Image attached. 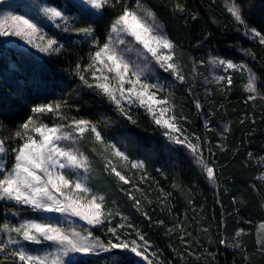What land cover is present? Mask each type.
<instances>
[{
    "label": "trees",
    "instance_id": "trees-1",
    "mask_svg": "<svg viewBox=\"0 0 264 264\" xmlns=\"http://www.w3.org/2000/svg\"><path fill=\"white\" fill-rule=\"evenodd\" d=\"M232 1L243 22L228 11L224 0H109L98 12L70 0H48L71 20L70 32H57L58 52L41 56L0 42V139L5 141L8 162L15 160L14 149L24 142L14 133L30 117L48 124L90 121L104 136L121 140L132 160L143 163L147 197L142 211L128 210L125 217L161 257L152 264H264L257 231L264 222V44L251 31L264 36V0ZM125 8L154 14L151 17L163 27L187 69L183 83L165 72L160 76L175 87L185 129L198 137L214 167L212 182L188 147L175 145L144 110L121 112L96 87L88 66L109 42L112 24ZM88 27L93 29L91 36L79 31ZM215 58L248 66L259 94L249 99L240 74L232 76L229 89L200 82L198 67L209 68ZM55 103L61 104L58 114L32 112L41 104ZM150 195L155 206L148 204ZM18 218L45 216L0 201V239L3 227ZM137 263L147 262L132 253L111 252L83 256L71 264ZM0 264L20 262L0 252Z\"/></svg>",
    "mask_w": 264,
    "mask_h": 264
},
{
    "label": "snow or ice",
    "instance_id": "snow-or-ice-1",
    "mask_svg": "<svg viewBox=\"0 0 264 264\" xmlns=\"http://www.w3.org/2000/svg\"><path fill=\"white\" fill-rule=\"evenodd\" d=\"M83 5L89 6L91 9L97 11L104 9V7L109 3V0H80ZM71 7V5H69ZM177 9L183 11L184 9L181 5H176ZM228 11L235 17L236 20L243 22L241 18V12L238 5L233 3L229 6ZM45 15L49 20L52 21H63L64 31H68L67 23L69 22V17L65 10L58 9L57 7H48L45 9ZM150 16H153L149 12ZM8 25L10 30L5 29V25ZM60 27V23L56 24ZM156 34H154V27L149 26L145 23L136 12L130 11L125 8L121 15L112 24V31H126L128 35L134 37L136 41L141 43L144 48L156 58L158 63H162V66L166 65V70H171L176 78L183 81L185 77L181 74L178 66L173 62V55L171 54L174 49V44L165 35L158 31V26H156ZM80 32L84 33L86 36H91L93 29L82 28L79 29ZM255 37H260V43L264 44V36L255 29L251 30ZM17 36L25 40L26 43L33 45V47L39 48L41 52H58L59 47L57 41L52 38H47L42 33V30L37 26L36 23L29 19H25L21 16H11L5 17L0 20V36ZM40 40L43 43L37 44L36 41ZM123 43V41H121ZM160 49L168 50L167 55H161ZM93 63L88 67L92 69L96 63L103 65L109 73H115V78L118 80V86L113 88L110 84L111 77L104 76L103 73L100 77H97L95 72H93V77L100 81L96 87L106 96L109 97L111 101L120 107L121 112L124 111L121 107V99L127 98L129 102L138 101L140 106H146L150 113H153L155 123L167 128L169 131L165 133L170 139H174L176 143H184V141L179 138L173 137L171 133L178 132L180 129L176 124V117L170 116L165 119V113L171 111L167 107H159L160 116L157 117L154 112V106L168 105L169 100L167 98L158 99L155 92L149 91L151 88H156V85H149L142 83L140 76L137 73H132L136 79L133 81L128 78L129 76V65L124 62L123 58L110 47L109 43H105L95 55L92 57ZM220 64L226 65L227 68H237L243 66H237L230 61H219ZM79 68V66H78ZM80 79L88 84V81L83 75ZM219 79H224L220 77ZM228 83L231 84V79L228 78ZM130 85L125 88L124 85ZM137 85H139V90H137ZM92 87L91 84H88ZM247 90L250 93L256 92L255 86V75L249 70V80L247 84ZM117 93H119V99L117 98ZM134 98V99H133ZM249 99H254V96H250ZM200 105L197 104V108ZM61 108L60 103L53 104H41L32 109L33 113H53L58 114ZM131 119V117H129ZM35 121L33 118H29L27 122L23 123L20 128L14 133L16 138L23 140V144L18 148L14 149L16 152L15 164L10 172L3 175L0 178V199H7L14 201L16 204L26 205L34 210L45 211V212H66L71 211L73 215L79 216L81 219L86 220L89 224L101 225L104 223V212L102 210V205L104 201L103 196H97L95 194L91 195V199L87 202L85 206L76 197L66 195L65 189L71 191L73 188L78 194L80 193H91V189L85 184L81 183L79 180L73 182L64 173L54 172L53 169H78L85 167V162L87 160L83 154H77L70 149L61 147L57 142L62 139H71V134L68 132L61 133V127H48V125L40 123L39 126H34L30 129V125H34ZM69 127L74 128V131L79 135L83 136L85 132L91 131L95 135V139L98 142L103 143L101 134L97 131L96 127L87 120H73ZM29 131L38 135H30ZM5 141L0 139V153H5ZM115 148V146H112ZM189 147L192 149L193 153L197 152V146L189 143ZM116 156L127 160L124 153L116 150L114 153ZM199 162L203 165L204 170L207 173L209 180L215 179L214 169L207 165L202 157L199 158ZM111 162H109L110 164ZM132 167H142L140 163L132 164ZM2 169V165H0ZM111 171L123 181L125 184L129 183L116 167L112 166ZM43 173V175H40ZM58 194V195H57ZM59 197H63V201ZM137 205L139 201H136ZM111 215V213H109ZM123 219H127L124 217ZM161 223H163L161 221ZM132 227L131 224L127 225ZM119 227H125L121 224ZM5 230L9 232H15L23 240L32 243H41L42 241H50L55 245H58V251L60 255H57L51 264H65L62 257H66L69 253H82L91 254L97 249L107 251L109 249H128L130 245L128 243H112L111 241L105 245L103 242L96 238L89 237L92 236L91 233L86 237H81L79 239L73 238V236H78V234H73L70 236L64 229L58 227L57 225L51 223L37 222L35 220H29L22 222L18 227L9 228L7 225L4 226ZM109 232L116 235L117 229L111 227L108 229ZM139 239L143 241V245L137 244L135 240L131 242V251L137 256H142L144 260L148 261V264H152L148 256L145 255L148 247V241L144 239V236L137 233ZM240 232L236 233L239 236ZM119 240V236H117ZM19 243L16 239H9L7 244H17ZM221 244H225V240L220 241ZM7 244L0 242V252H5L7 249ZM231 247H240L238 244H231ZM142 249V250H141ZM9 255L15 257L20 261V264H49L47 256L32 255L24 248L14 249ZM51 255V254H49Z\"/></svg>",
    "mask_w": 264,
    "mask_h": 264
},
{
    "label": "rangeland",
    "instance_id": "rangeland-1",
    "mask_svg": "<svg viewBox=\"0 0 264 264\" xmlns=\"http://www.w3.org/2000/svg\"><path fill=\"white\" fill-rule=\"evenodd\" d=\"M70 1H73L81 6H85L91 9L89 6L80 3V0ZM224 3L229 8V6L233 4V1L224 0ZM48 7L56 6L49 3L48 0H0V20L4 19L5 17L11 16H21L25 19H29L32 22L36 23L37 26L42 30V33L45 36V40L47 38L55 39L57 41L56 46H58L59 40L57 38V32L58 30H63L65 25L63 21H52L48 19V17L45 15V9ZM92 10L98 12L95 9ZM134 12H136L137 15L140 16V18L149 26L154 27V34H156V26H158V31L165 35L163 27L159 23H157L153 17L149 16L144 10H136ZM70 22L71 20L69 17V22L67 23V27L69 30L65 31L66 33L70 32ZM57 23H60L61 26L57 27ZM5 29L10 30L7 24L5 25ZM121 41H123V43H121ZM0 42L5 43L6 45L13 48H21L24 50L31 51L41 56L48 55L52 52L51 50L49 52H41L39 48L33 47V45L26 43L25 40L21 39L20 37L12 35L0 36ZM36 43L42 44L43 42L37 40ZM108 43L110 47L117 53V55L121 56L124 62L129 65V79L134 81L136 77L133 76L132 73H137L140 76V80L142 83L157 86L156 88L149 89V91L155 92L158 99L167 98L169 100L168 105L154 106L155 115L157 117L160 116L159 107H167L171 109V111L165 113L164 118L167 119L173 115L176 117V124L180 131L173 132L171 133V135L184 141V143H176L174 139L171 140L174 142L175 145L187 146L192 153L193 151L189 147V143H191L192 145H196L197 152L193 154L198 159V166L207 176L203 165L199 162V158L202 157L208 166L212 167L213 169L214 167L210 164L208 157L203 153V149L201 147L198 137L194 135L193 132H190L189 130L185 129V118L181 116V113L178 109V105L176 104L174 98L175 87L167 79L160 76V73L165 72L168 73L172 78H174L178 83L185 82V80H187L188 78V71L183 66L181 58L176 55L173 49L171 52V54L173 55V62L178 66L181 74L185 77L183 81L178 80L171 70H166V65L162 66V63H158L156 58L153 57L152 54L149 53L141 43L136 41L134 37L128 35L126 31L113 32ZM160 54L167 55L169 53L166 49H160ZM221 60L230 61L237 66L243 67L227 68L226 65H222L219 63V61ZM249 70L250 68L243 63L215 58L211 61L209 68L204 66L198 67L197 74L199 76H196L201 77V79L199 78V80L200 82H203V84L216 85L217 87H225V89H229L231 84L228 83V78L231 79L234 74H240L239 80L244 83L245 86H247L249 80ZM93 72H95L97 77H100L102 73L104 76L111 77L109 81L111 86L113 88H116L118 86V80L115 78V73H109L107 69L103 67V65L96 63L95 66L91 69V74ZM250 72L254 74L251 70ZM220 77H224V79H219ZM92 78L94 79L96 84L98 82H104L102 79L100 81L95 79L93 77V74ZM129 86L130 85L128 84L124 85L125 88H128ZM255 86V93H250L246 87V91L251 96L259 94L256 77ZM137 90H139V85H137ZM117 98H120L119 93H117ZM120 106L123 107L124 112L133 110L135 108H140L141 110H144L149 116H151L152 119H154L153 113H150L147 110L146 106H140L138 101L129 102L127 94L125 95L124 99H121ZM34 121L35 124L30 125V129L34 126H39L40 123H43L48 125V127L50 128L60 126L61 133L68 132L71 134V139H62L57 143L61 147L70 149L77 154L82 153L83 156L87 158L85 162V167H81L78 169L55 168L53 169V171L64 173L73 182L79 180L81 183L85 184L92 190L91 193L87 194H78L74 188L71 191H69L68 189L64 190L66 195L76 197L81 203H84L85 206L87 205V202L91 199L92 194L104 197L102 205V210L104 212V223L101 225L89 224L86 220L81 219L79 216L73 215L71 211L61 213L35 210L43 213L45 219L35 220L32 218H18L16 221H12L11 224H8L7 226L9 228L18 227L22 222L35 220L37 222L51 223L57 225L58 227L64 229V231L67 232L70 236H73L74 233L78 234V236H73V238L75 239L86 237L89 233H91L92 236L89 237L90 240L92 238H96L99 241L103 242L105 245H107L109 241H111L112 243L124 242L130 245L128 249L116 248L109 249L107 251L97 249L91 254L69 253L68 256L62 257L65 264H71L72 262H75L76 260H78V258H81L83 256L85 257L93 255H104L111 254V252L132 253L137 258H141L144 261L142 256H137L131 251V242L133 240H135L137 244L143 245V241L139 239L137 233L141 235L143 234L139 232V230L135 227V224H133L132 222H127V219H123L126 216V212L128 210H136L138 212L142 211L144 204L143 202L144 200H146L147 197V193L146 191H144V189H142V186H145L147 188L146 183H148L149 181L147 182L148 178L145 175L144 166L141 159L138 158L136 160H132L127 153V149L122 145L121 140H115L104 136L102 132H100V130L97 128V126L92 123L91 124L96 127L97 131L100 132L103 143L96 141L95 135L91 131L85 132L82 137L79 136L74 131V128L69 127V125L72 124V121L67 123L61 121L59 123L57 122L54 124H48L44 121H41L39 118L35 119ZM159 126L165 133L169 131L167 128L161 125ZM29 134L37 136L38 138V135L32 133L31 131H29ZM113 145L115 146V148L112 147ZM116 150H119L120 152L124 153V155L127 157V160H123L122 158L116 156L114 154ZM109 162L111 163L109 164ZM134 163H140L142 167L134 168L132 167V164ZM14 164L15 160H13L11 163L8 162L7 151H5V153H0V165H2V169H0V178L10 172ZM112 166L116 167V169L120 171L121 174L126 177V179L129 180V183L125 184L123 181H120L119 178L116 177L115 174L111 171ZM40 175H43V173H40ZM262 178L264 179V173L262 174ZM210 181L212 182L213 180ZM118 196L121 197V201L117 198ZM59 198L61 201H63V197ZM159 200L162 201L161 203L163 204V196H159ZM0 201L15 203L14 201L7 199H0ZM136 201H139L138 205ZM148 204L153 206L156 205L152 201L151 195L148 196ZM17 206L20 208L28 207L26 205L20 204H17ZM109 213H111V215H109ZM121 224H124L125 227H119ZM129 224H131L132 227H128L127 225ZM111 227L117 229L116 235H113V233L108 231V229ZM96 229L98 230L97 233L94 232V230ZM257 231L259 246L261 248H264V222L259 224ZM2 234H4L0 239V242L2 243L7 244L10 238L19 241V243L17 244H7V249L5 252L8 255L14 249L24 248L32 255L47 256L49 264H51V261L57 255H60L58 251L59 246L53 244L50 241H42L39 244L25 241L22 237H19L15 232H9L5 230L4 227L2 229ZM117 236H119V240H117ZM144 239L146 240L145 237ZM145 255H147L149 260L151 261L154 260L157 262H161L160 259H158L161 257L158 255L156 249L152 246L149 241ZM17 261L19 260L17 259ZM145 261L148 263L147 260Z\"/></svg>",
    "mask_w": 264,
    "mask_h": 264
}]
</instances>
